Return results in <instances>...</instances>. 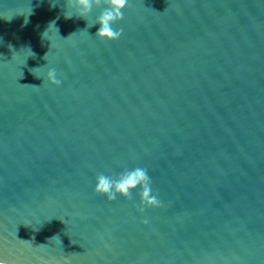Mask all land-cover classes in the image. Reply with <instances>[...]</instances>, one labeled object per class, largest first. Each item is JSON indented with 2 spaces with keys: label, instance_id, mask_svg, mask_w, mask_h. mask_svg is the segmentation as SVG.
Masks as SVG:
<instances>
[{
  "label": "water",
  "instance_id": "obj_1",
  "mask_svg": "<svg viewBox=\"0 0 264 264\" xmlns=\"http://www.w3.org/2000/svg\"><path fill=\"white\" fill-rule=\"evenodd\" d=\"M65 10L0 0V260L264 264V0ZM137 166L161 207L94 194Z\"/></svg>",
  "mask_w": 264,
  "mask_h": 264
},
{
  "label": "clouds",
  "instance_id": "obj_2",
  "mask_svg": "<svg viewBox=\"0 0 264 264\" xmlns=\"http://www.w3.org/2000/svg\"><path fill=\"white\" fill-rule=\"evenodd\" d=\"M128 6L129 0H65L66 10L64 15L67 19L75 17L88 21L94 8L102 9L95 21L88 26L99 25L95 35L100 41L115 42L123 34V28H116L115 25L124 19V10ZM35 69L31 71L34 73ZM46 81L49 86L59 87L61 84V81L57 79L55 69L47 72ZM32 86L38 87L35 85ZM137 189H139V211L141 214L146 209L161 207L158 193H153L152 180L147 168L140 166L125 168L118 174L106 175L104 173H98L94 194L105 197L109 202L115 201L117 197L123 198L124 200H131L133 198V192ZM145 223H147V220H145ZM0 264H6V262L0 260Z\"/></svg>",
  "mask_w": 264,
  "mask_h": 264
}]
</instances>
